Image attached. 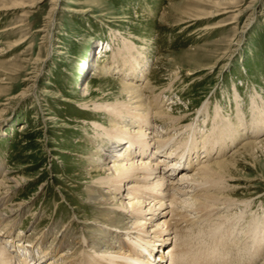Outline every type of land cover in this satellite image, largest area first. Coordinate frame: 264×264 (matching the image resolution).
<instances>
[{
  "label": "rangeland",
  "instance_id": "1",
  "mask_svg": "<svg viewBox=\"0 0 264 264\" xmlns=\"http://www.w3.org/2000/svg\"><path fill=\"white\" fill-rule=\"evenodd\" d=\"M2 2L15 8L0 11V211L9 217L7 226L14 237L24 239L23 245L37 248L47 231L50 237L43 249L63 245L59 256L74 252L65 263L75 258L82 261L83 255L97 249L106 252L107 245L118 247L115 229L100 236L109 228L100 227L107 223L105 219L115 218L117 227L126 224V218L106 213L94 202L100 194L99 167L116 150L105 138L99 139L96 130L99 123L110 127V118L93 113L92 104L78 106L73 100L127 101L119 82L129 83L145 93L146 109L165 115L153 118L147 129L169 128L166 137H172L177 127L186 130L196 124L198 142L212 128L215 109L221 106L224 117L235 124V132L228 133L231 140L225 138L215 146L213 153L220 160L231 157L246 142L264 139V125L252 129L250 124L253 99L264 102L260 100L264 99V0ZM220 9L222 16L206 19ZM124 42L143 48L145 57L139 61L145 65L136 78L132 69L136 64L113 59L115 49L123 48ZM116 62L120 63L115 70ZM235 89L246 125L237 121ZM204 104L209 116L198 113ZM171 115L175 126L169 123ZM185 130L179 147L174 148L192 142ZM213 153L208 160L214 159ZM98 157L103 160L100 164ZM236 161L231 172L234 179H223L226 182L218 184L221 189H208L218 197H230L228 209L206 219L201 215L202 221L190 228L195 232L185 243L189 264L199 260L207 264L208 256H218L215 264H264L263 228L254 242L241 239L244 246L251 240L247 245L255 249L236 247L222 236L236 222L247 234L254 221L264 224V148L239 155ZM232 201L238 206H231ZM83 241L89 248H80Z\"/></svg>",
  "mask_w": 264,
  "mask_h": 264
},
{
  "label": "bare ground",
  "instance_id": "2",
  "mask_svg": "<svg viewBox=\"0 0 264 264\" xmlns=\"http://www.w3.org/2000/svg\"><path fill=\"white\" fill-rule=\"evenodd\" d=\"M0 4V11H9L15 8L14 4L7 5L3 2ZM223 14L222 9L215 10L206 19L217 18ZM225 26L227 25H220L219 28ZM108 47L104 45V49H108ZM97 49H100L99 45ZM142 51L143 48H139L135 43L124 42L123 48L117 47L115 49L113 59H120L127 64L129 63L130 66L136 64V67L132 68L135 75L133 77L136 78L145 65L139 61L140 57H145ZM1 54H3V51L0 49ZM119 63H114L112 67L115 70L118 69ZM101 70H105V68ZM106 70H108L107 66ZM119 84L121 86V94H127L129 97L127 101L118 100L105 104L93 102V100L88 102L84 100L72 101L78 106L92 104L90 107L93 113L104 114L110 118V127H104L102 123H99L100 125L96 130L100 131L98 138H105L109 144L113 145L111 149L116 148V150L113 152L114 155H109L104 163L101 166L99 165L100 167L98 166L102 172L97 179L99 184L97 189L100 194L94 198V202L100 205L101 208L103 207L106 213L108 211L113 214L118 213L123 218H126V224L118 227L114 224L115 218L105 219L104 217L107 223L111 222L113 226H109L107 223L101 226L98 225L100 227H109L107 232L102 233L100 236L113 234V229H115L114 233L118 247H114V244L107 245L106 252L97 249L92 253L90 252V254H85L86 256L83 255L82 261H78L79 259L75 258L69 263H65L74 252L67 254L64 252L63 255L60 254L59 256V252L63 251V245L52 250L50 249L51 247L46 250L43 249L44 244H46L45 239L50 237L47 235V231L42 233L36 245L37 248L29 244L26 246L21 245L20 243H25L23 242L24 239L14 237L12 228H9V225L7 226L9 217L6 218L4 213L2 214L0 211V264H15V262H18V264H58L59 262H62L61 264H168V261L170 264H189L185 243L187 242L188 244L190 241L191 232H195V230L190 228L202 221L199 216L202 215L204 216L203 219H206L207 216L212 217L218 214L219 211L222 213L225 208L228 209L227 204L232 199L225 196L218 197L216 196L217 194L209 193L208 189L218 187L219 183L222 185V183L226 182L223 179L227 177L234 179L231 176V172L238 165L237 161V163H233L236 157L239 155L242 157L249 156L261 150L262 147L264 148V139L246 142L237 152L225 160L217 158L213 153L216 149L215 146L221 145V140L223 141L225 138L227 140L230 138L231 140L230 135L232 134L228 135V133L235 132L233 130L235 124L226 119L221 106H217L213 116V126L208 133L200 135V140L202 141L198 142L199 139L196 138V134L199 136L196 124H191L186 126V130H183L189 131L188 139L192 137V142L188 141L185 145H180V149L174 148L180 144L181 138H183L181 137L184 132L182 128L178 129L177 127L176 131L178 133L172 137H166L169 134V128H163L165 131H159L155 126L147 129L150 126L149 122L153 118H163L165 115H163V112L162 114H153L151 110L146 109L142 103L144 102V100L142 101V95L145 93L139 90L136 85L134 87L129 85V83L123 84L119 82ZM86 92V97L91 96L88 94L90 92L89 88H86ZM22 95L25 96V94ZM234 97L238 106L237 121H241L243 125H246L243 119L244 112H241L242 108L240 107L241 96L237 89L234 91ZM260 100L264 101L263 98ZM252 102L251 127L256 129L261 125V129H263L264 107H261V104L264 105V102L260 104L255 99ZM198 113L209 116L207 104H204ZM168 118L170 120L169 123L175 126V117L171 115ZM206 122L205 120L204 123ZM251 133L255 134L256 137L259 134L255 131ZM243 136L239 137L242 138ZM232 141L231 143H233ZM235 142L237 141L235 140ZM120 147H122L121 151L116 154L117 148ZM212 153L215 156L214 159L208 160L207 157L211 158ZM205 154L207 155L204 156ZM93 159L91 158V160ZM96 161L100 164L103 160L98 157ZM173 161H176V163H173ZM218 188L221 189V187ZM236 203V201H232L231 206H238ZM12 224H15V222L10 223L11 226ZM2 225L4 226L3 229ZM214 225L216 226V224ZM233 225L228 230L222 231V236L228 243L232 241L229 244L236 245L239 248H254L252 245H247V243L251 242V240L254 242L259 237L258 230L263 228L262 231L264 232V224L258 220L252 223L251 227L253 229L251 228L252 231L248 234L239 226V222ZM243 237H246V240L247 238L251 239L245 242V246L241 244ZM260 241L262 244H259L263 247L264 235L260 238ZM16 243H19L18 247H16ZM80 244V248H84L85 245L88 248L90 246L85 241ZM98 245L101 246V243ZM164 247L167 249L166 252L160 249ZM7 248L10 249L8 250ZM39 254L42 256L36 259L35 256ZM217 257L208 256L205 261H207V264H211ZM197 264L204 263L199 260Z\"/></svg>",
  "mask_w": 264,
  "mask_h": 264
}]
</instances>
